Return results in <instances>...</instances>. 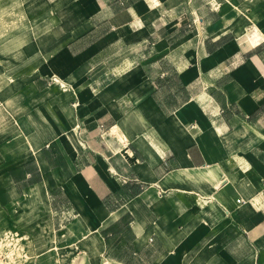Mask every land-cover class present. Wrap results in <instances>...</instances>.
<instances>
[{"label":"crops","instance_id":"obj_1","mask_svg":"<svg viewBox=\"0 0 264 264\" xmlns=\"http://www.w3.org/2000/svg\"><path fill=\"white\" fill-rule=\"evenodd\" d=\"M0 79L1 219L264 264V0H0Z\"/></svg>","mask_w":264,"mask_h":264},{"label":"rangeland","instance_id":"obj_2","mask_svg":"<svg viewBox=\"0 0 264 264\" xmlns=\"http://www.w3.org/2000/svg\"><path fill=\"white\" fill-rule=\"evenodd\" d=\"M5 67L10 71L13 66ZM6 82L0 79L1 89H9L8 84L13 86L15 83L13 80ZM4 215L5 211L0 209V264H111L110 260L96 255L97 241L88 232L81 240L68 242L65 234L60 235L51 228L50 236L45 240L30 226L27 211L16 217L14 226L5 218L1 219ZM30 232L34 233L35 241Z\"/></svg>","mask_w":264,"mask_h":264}]
</instances>
